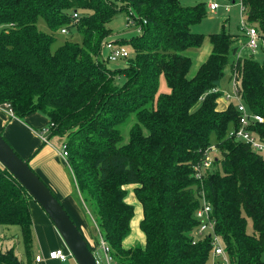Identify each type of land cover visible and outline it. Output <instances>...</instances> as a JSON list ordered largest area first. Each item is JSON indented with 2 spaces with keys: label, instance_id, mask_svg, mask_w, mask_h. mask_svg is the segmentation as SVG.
<instances>
[{
  "label": "trees",
  "instance_id": "1",
  "mask_svg": "<svg viewBox=\"0 0 264 264\" xmlns=\"http://www.w3.org/2000/svg\"><path fill=\"white\" fill-rule=\"evenodd\" d=\"M242 4L249 25L264 33V0ZM119 12L129 13L142 33L130 41L126 67L111 70L101 49ZM204 17L203 4L186 7L179 0H0V26H6L0 30V107L21 121L39 114L46 127L53 124L51 135L67 148L78 207L116 264H207L211 238L193 245L191 236L201 193L229 264H264V154L229 137L239 113L232 103L221 110V94L212 92L226 71L236 70L247 111L263 118L247 130L264 143V59L246 54L235 61L237 43L223 28L208 36L211 51L189 77L192 61L184 53L203 45L205 37L191 27ZM39 18L52 33L76 30L81 44L65 42L51 52L55 38L37 28ZM161 76L168 93H158ZM121 77L125 84L118 87ZM130 114L137 124L123 143L119 126ZM211 145L212 169L196 181L192 168ZM130 185L145 242L126 249L134 217L126 202ZM29 200L0 165V226L19 228L25 258L11 248L0 252V264H32Z\"/></svg>",
  "mask_w": 264,
  "mask_h": 264
},
{
  "label": "crops",
  "instance_id": "2",
  "mask_svg": "<svg viewBox=\"0 0 264 264\" xmlns=\"http://www.w3.org/2000/svg\"><path fill=\"white\" fill-rule=\"evenodd\" d=\"M238 38L240 37H234L236 43ZM202 54L203 52L199 53L198 58H201L203 56ZM220 102L219 106L223 108L221 110H224V107L227 105L223 101ZM26 121L23 122L14 116H10L6 110L0 107V131L3 132L5 140L20 158L28 161L31 169L40 177L51 192L57 196L61 205L79 226L81 233L93 250V254L97 250L101 251L95 225L90 219L85 217L75 200L67 159L62 158L59 154L64 141L63 138L60 139V144L56 147L51 142V139L56 136L50 134L47 137L49 144H46L42 141L40 132L47 126L48 120L39 114H33L27 117ZM126 202L132 204L130 197ZM28 204L32 218V264H76L72 256L67 257L65 261L49 259L48 255L50 252L62 250L66 253V247L57 230L39 205L33 200H29ZM141 219L142 216L139 220ZM1 227L4 229L8 228ZM19 238L20 236L18 238L11 237V240L17 241ZM123 246L126 249L133 247L126 244L125 240L123 241ZM36 256L41 257V261L38 263L35 261ZM21 259L23 261L25 260L24 254Z\"/></svg>",
  "mask_w": 264,
  "mask_h": 264
},
{
  "label": "rangeland",
  "instance_id": "3",
  "mask_svg": "<svg viewBox=\"0 0 264 264\" xmlns=\"http://www.w3.org/2000/svg\"><path fill=\"white\" fill-rule=\"evenodd\" d=\"M180 4L182 6H196L198 4L204 5L205 10V17L197 24L193 25L191 27V31L194 34H200L205 37V40L203 42V45L198 49H191L184 53L185 56L189 57L192 61V66L189 71L188 76L191 77L193 74L196 73L198 67L206 60L208 57L210 51H211V45L208 40V36L211 34L219 33L223 28L224 30L229 33L230 35L237 37L241 36V6H240V0H234L235 4L232 3V0H179ZM210 3H216L220 7L215 11L209 10V4ZM108 29L111 31L108 38L105 40V42H112L116 44H120L128 49L131 53V47H130V41L138 38L142 31L140 30V27L136 22H133L131 19L129 13L127 12H119L115 18L107 24ZM6 26H0V30L5 29ZM37 28L47 34H51L54 36L55 41L54 44L51 47V52H54L58 47L63 45L65 42H72V43H78L81 44V37L78 35L77 31L74 29H71V32L67 33L66 35L60 34V30L57 32H51L50 29L47 27L45 21L42 18H39L37 21ZM233 37V38H234ZM241 43L244 42V37H240ZM203 52V56L201 58H198V54ZM238 52V51H237ZM248 52L241 51L238 53V56H244ZM104 56L106 57V53H104ZM236 57V55H235ZM234 57V58H235ZM254 58L262 62L264 59V55L262 53H259L258 55L254 56ZM107 67L111 70L115 69H124L126 67L125 62L118 61L116 63H107ZM228 78L229 73L226 71L225 78L221 85V90L227 92L229 90L228 86ZM116 84L118 87H122L125 84V78L121 77L120 79H117ZM169 89L166 84V81L161 76L159 80V88L158 93H168ZM221 99V98H220ZM137 117L136 114H130L126 121L119 126V131L123 137V143H127L129 140V132L133 126L137 124ZM24 122H27L26 119L23 120ZM61 137H53L51 139V142L56 145V147L60 144ZM215 138H212L211 141L214 144ZM59 141V142H57ZM215 153L213 154V156ZM127 191V197L126 200L129 199L132 204H130L134 209V217L131 222V229L130 234L125 239L126 244L131 245L133 247H143L145 238L144 235L140 229V217L142 216V209L140 204L137 202V200L134 197L133 189L134 186L130 185L126 188ZM247 231L249 233L253 232L251 222L248 221L247 224ZM20 236L19 234V228L17 226H11L7 229H4L0 226V252H3L5 250L14 248L15 254L21 258L23 255V245L21 242V239L19 240H11V237L18 238ZM97 262L99 264H104L103 261V255L102 252L97 250L94 254ZM73 258V257H72ZM74 259V258H73ZM207 264H223L221 262V258L215 257L212 253L209 256V259L207 261Z\"/></svg>",
  "mask_w": 264,
  "mask_h": 264
},
{
  "label": "built area",
  "instance_id": "4",
  "mask_svg": "<svg viewBox=\"0 0 264 264\" xmlns=\"http://www.w3.org/2000/svg\"><path fill=\"white\" fill-rule=\"evenodd\" d=\"M235 4V2H234ZM240 6H241V36L244 37V42L241 43L240 38H238L237 41V51L234 54L233 59L236 61L241 56H238V53L243 51H247V55L254 57L261 53V51L264 49V33H260L257 28L249 25L247 22V17L245 15V7L242 4V0H240ZM220 6L216 3H210L209 4V10L215 11ZM73 18L75 21L78 19V15L76 12L73 13ZM68 33V30L66 28H62L60 30V34L66 35ZM104 53H106V57L104 56ZM129 56V51L127 48L120 44L112 43V42H103L102 49H101V57L103 60L111 63H116L118 61L125 60ZM232 72L229 74V80H228V86L229 90L227 92L219 89H213L212 92L216 93L219 92L221 94L220 101H223L227 106L229 104H234L237 112L239 113L238 118V128L236 130H232L229 132V137L234 138L238 141H241L247 145H249L253 151L264 154V143L258 141L255 137H253L248 132L249 125L253 123H262L263 118L251 114L247 111L246 106L244 105L242 98L240 96V90H239V77L236 72V70L232 69ZM2 109L6 110L7 113L10 116H13V112L8 108L7 105H4ZM54 128L53 124H50L48 127H45L40 132V137L42 141L46 144H49L48 136L51 134L52 129ZM216 153V148L214 145L209 146L202 155V160L200 163H197L192 168V177L196 181H202L204 176L206 175V172L211 171L213 166V160L214 156L213 154ZM60 156L64 159L68 160V152L66 145L62 143ZM200 198V206L197 208V210L194 213V219L197 222V227L192 232V244L195 245L198 243V241L204 239L205 237L209 236L211 238V253L217 257L221 258V262L223 264H229L227 256L225 255L222 242L220 238L215 234L214 230V220L211 217V207L208 204L206 197L203 193L199 194ZM95 225V224H94ZM96 227V226H95ZM97 229V227H96ZM98 237H99V246L103 253V261L104 264H116L113 258L110 255L109 248L106 245V243L102 240V238L99 235L98 229H97ZM49 259L51 260H60L65 261L67 257H71L70 252L66 249V253H64L62 250H56L52 251L48 255ZM96 260V258H95ZM35 261L38 263L41 261L40 256L35 257ZM97 262V260H96ZM99 264V262H97Z\"/></svg>",
  "mask_w": 264,
  "mask_h": 264
},
{
  "label": "water",
  "instance_id": "5",
  "mask_svg": "<svg viewBox=\"0 0 264 264\" xmlns=\"http://www.w3.org/2000/svg\"><path fill=\"white\" fill-rule=\"evenodd\" d=\"M0 165L27 192L49 218L76 264H98L81 231L45 183L0 135Z\"/></svg>",
  "mask_w": 264,
  "mask_h": 264
}]
</instances>
